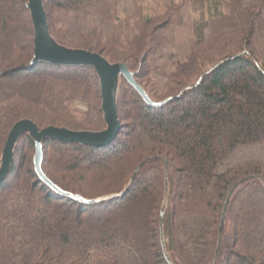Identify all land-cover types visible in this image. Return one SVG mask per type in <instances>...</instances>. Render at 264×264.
Returning <instances> with one entry per match:
<instances>
[{
    "label": "trees",
    "instance_id": "obj_1",
    "mask_svg": "<svg viewBox=\"0 0 264 264\" xmlns=\"http://www.w3.org/2000/svg\"><path fill=\"white\" fill-rule=\"evenodd\" d=\"M142 2L43 1L56 43L125 64L144 94L120 76L122 129L107 146L42 142L60 192L20 136L0 182V264H214L231 194L217 264H264V0H171L148 16ZM188 3L202 19L189 54L161 55L170 13ZM28 4L0 0V170L21 121L107 129L93 67L34 62Z\"/></svg>",
    "mask_w": 264,
    "mask_h": 264
},
{
    "label": "water",
    "instance_id": "obj_2",
    "mask_svg": "<svg viewBox=\"0 0 264 264\" xmlns=\"http://www.w3.org/2000/svg\"><path fill=\"white\" fill-rule=\"evenodd\" d=\"M44 0H29L28 7L31 11L32 20L35 29V58L34 62H47L55 65H66V66H91L93 67L101 83L102 93V108L107 124V129L99 132H76L70 131L64 128L49 127L40 130L32 121L24 120L17 123L12 129L8 141L4 149V156L2 162V168L0 170V182H2L8 172L10 171L14 150L16 143L20 136L24 133H29L37 145L36 154V168L41 177L50 185L52 188L60 192L52 183L46 178L41 170V161L43 158L42 142L47 139H53L62 143H80L82 145H89L94 147H102L109 145L120 133L122 125L118 119V107H117V90L120 76H123L131 84H133L142 94L143 90L135 82L132 74H130L128 67L123 63L111 64L102 55L98 53H92L86 50H73L60 46L54 41L50 35L47 14L44 8ZM138 168L132 177L130 186L134 183L135 178L139 172ZM66 195V194H64ZM232 195V194H231ZM231 195L227 201L224 217L220 225L219 231V247L217 249L216 261L220 252V244L223 239V235L226 228V216L228 207L231 199ZM70 196V195H68ZM75 200L85 202L88 204H96L104 201L108 198H114L115 196L101 198L98 200L86 202L76 196H70ZM165 221V213L162 212L161 223L163 225ZM164 230L162 229V237Z\"/></svg>",
    "mask_w": 264,
    "mask_h": 264
},
{
    "label": "rangeland",
    "instance_id": "obj_3",
    "mask_svg": "<svg viewBox=\"0 0 264 264\" xmlns=\"http://www.w3.org/2000/svg\"><path fill=\"white\" fill-rule=\"evenodd\" d=\"M182 0H176V2H181ZM171 0H143L141 6V14L148 15H161L166 12V5L170 4ZM199 4V3H196ZM195 6L192 3H188L185 7H182L176 12H171L170 19L173 22L167 29L168 36V47L166 50L161 52V55H171L175 54L178 59L184 60L189 54L190 46L193 44L196 34L195 29L196 24L202 19L200 18L199 12L195 11ZM207 15L208 16V4H206ZM169 19V20H170ZM181 22V23H180ZM84 28L90 30L93 27L94 21L89 16H84L83 18ZM75 110L79 112H86L87 106L85 104L77 102L74 107ZM49 128V127H48ZM57 128V127H55Z\"/></svg>",
    "mask_w": 264,
    "mask_h": 264
}]
</instances>
